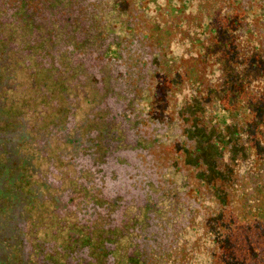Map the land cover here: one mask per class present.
<instances>
[{
  "label": "flooded vegetation",
  "instance_id": "1",
  "mask_svg": "<svg viewBox=\"0 0 264 264\" xmlns=\"http://www.w3.org/2000/svg\"><path fill=\"white\" fill-rule=\"evenodd\" d=\"M120 61L131 75L147 68L135 51ZM130 120L110 135L69 118L0 132V264H179L178 202L192 183L172 188L167 156Z\"/></svg>",
  "mask_w": 264,
  "mask_h": 264
},
{
  "label": "rangeland",
  "instance_id": "2",
  "mask_svg": "<svg viewBox=\"0 0 264 264\" xmlns=\"http://www.w3.org/2000/svg\"><path fill=\"white\" fill-rule=\"evenodd\" d=\"M168 9L174 10L172 5ZM184 18L189 19V28L193 15L178 17ZM10 19L9 26H0V34L17 52L5 60L1 73L13 75L18 85L15 90L2 91L6 124L22 119L27 128L37 131L69 118L71 129L81 134L97 129L110 135L117 132V123L128 117L132 123L144 121L152 135L148 147L163 158L167 156L166 172L172 174L173 189L184 181L193 184V175L208 183L214 178L227 180L231 175L229 161L248 158L244 148L252 135L245 125L253 117L252 107L228 97L219 75L229 73L243 86L246 78L260 74L254 62L245 69L230 60L224 48L218 56L206 55L201 67L204 76L198 73L201 60L193 58L191 41L176 48L174 57L160 62L153 56V68L147 66L139 72V67H133V75L116 58L91 69L89 49L71 33L60 31L52 22L42 25L25 17ZM179 20L176 22L181 23ZM216 32L222 34L220 28ZM180 38L183 42L189 39ZM204 40L197 42L207 45ZM112 56L107 51L102 61ZM217 123H224L221 131L215 130ZM221 144L227 145L225 150H219ZM257 148L258 155L264 156L262 147ZM220 157L224 162L217 171L215 162ZM191 235L193 244L198 238Z\"/></svg>",
  "mask_w": 264,
  "mask_h": 264
},
{
  "label": "trees",
  "instance_id": "3",
  "mask_svg": "<svg viewBox=\"0 0 264 264\" xmlns=\"http://www.w3.org/2000/svg\"><path fill=\"white\" fill-rule=\"evenodd\" d=\"M171 5L173 11L168 9ZM181 14L193 15L189 28V19H178ZM10 17L42 25L52 22L60 31L71 33L89 49L91 69L131 51L153 68V56L160 62L174 57L176 48L191 41L193 58L201 60L199 74H204L206 55L218 56L224 48L230 60L245 69L254 62L260 74L246 78L243 86L229 73L219 75L228 97L252 107L253 117L245 125L252 135L244 148L248 158L229 161L227 180L214 178L208 183L193 175L189 197L182 187L178 202L182 217L176 228L181 241L179 264H264V156L257 152V146L264 152V0H0V26H9ZM180 36L189 39L183 42ZM201 38L207 45L197 42ZM6 42L0 34V132L18 120L6 124L2 114V91L18 85L13 75L1 73L5 60L17 52L12 42ZM107 51L114 56L102 61ZM142 65H136L139 72ZM223 124L217 123L215 130L221 131ZM221 145L219 150H225L227 145ZM221 162L220 157L215 170L219 171ZM192 233L198 238L193 244Z\"/></svg>",
  "mask_w": 264,
  "mask_h": 264
}]
</instances>
